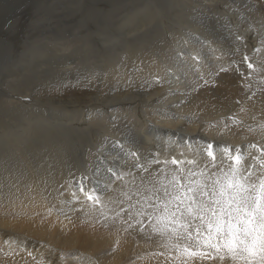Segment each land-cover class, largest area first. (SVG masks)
I'll use <instances>...</instances> for the list:
<instances>
[{
  "label": "bare ground",
  "instance_id": "1",
  "mask_svg": "<svg viewBox=\"0 0 264 264\" xmlns=\"http://www.w3.org/2000/svg\"><path fill=\"white\" fill-rule=\"evenodd\" d=\"M258 147L264 0H0V264H260L161 235L160 184L128 199L178 167L259 185Z\"/></svg>",
  "mask_w": 264,
  "mask_h": 264
},
{
  "label": "snow or ice",
  "instance_id": "2",
  "mask_svg": "<svg viewBox=\"0 0 264 264\" xmlns=\"http://www.w3.org/2000/svg\"><path fill=\"white\" fill-rule=\"evenodd\" d=\"M251 67L252 65L249 64V68ZM212 148V143L206 145L207 155L213 158L214 162L216 157L211 151ZM230 159L231 163L238 165L244 157L241 154H232ZM187 162L196 163L195 160ZM170 163L180 165L184 161L173 158ZM182 174L183 169L178 167L168 179L167 185H164L156 176L151 180L141 178L143 188L137 186V190L128 196V199H131L133 195L143 199L144 203L141 204L137 214H145V207L152 206L148 205L147 201L152 200L153 197L156 201H161L159 195L161 188L157 187V184H160L164 197L168 199L163 203L164 216L157 217V222L162 223L166 217L168 223H164L163 227L156 231L161 235L171 232L172 235L169 239L172 237L188 239V247L184 249V252L188 253L190 258L211 257L224 260L225 256L219 255L220 249L223 247L231 254L232 259L238 256L247 258L243 256L244 253L251 257L260 253V264H264V180L259 185L255 183L245 185L240 182L236 171L233 170L230 176L222 179L217 178L212 180L211 184H206L191 181L190 177L195 175L191 171L187 177H183ZM201 174L203 175V172ZM182 179L188 180V183H183ZM145 192L148 195H145ZM86 195L89 201L99 204L100 197L88 193ZM125 195L128 194L125 193ZM137 203L140 201L138 200ZM174 203L176 204L175 211L170 208V205ZM131 207H135V205H131ZM119 214L117 213V215ZM193 221H199V223L194 224ZM169 223L179 225L184 231L180 232L175 227L169 229ZM193 231L195 236L191 234ZM198 248L210 249L216 255L212 256L211 252L197 251ZM189 249L192 251L189 252Z\"/></svg>",
  "mask_w": 264,
  "mask_h": 264
},
{
  "label": "rangeland",
  "instance_id": "3",
  "mask_svg": "<svg viewBox=\"0 0 264 264\" xmlns=\"http://www.w3.org/2000/svg\"><path fill=\"white\" fill-rule=\"evenodd\" d=\"M259 149L256 151V152H254V153H259V154H264V148L262 149V148H260V147H258ZM262 150V151H261ZM245 154V152L243 153V155ZM250 156L252 155H254L253 153L252 154H249ZM252 156H251V158H252ZM246 159H243V161L242 162H244ZM248 160V159H247ZM241 162V163H242ZM264 164V163H263ZM234 168V167H233ZM233 168H231V169H228V172H226L225 173V175H224V177H226V176H230L231 174H232V171L234 170ZM230 171V172H229ZM239 173L241 174L242 173V171L240 170L239 171ZM239 174V175H240ZM242 175V174H241ZM223 177V178H224ZM242 177V176H241ZM262 178H264V175L262 176ZM246 179H247V181H248V178H244V181H246ZM212 182V181H211ZM211 182L209 183V184H211ZM103 184V185H102ZM99 185V186H98ZM111 186H112V184H110ZM110 185H105V183L101 180V182L100 183H97L96 184V187H95V189L102 195L103 194V192H104V190H107L109 187H111ZM98 187V188H97ZM186 203H187V201H186Z\"/></svg>",
  "mask_w": 264,
  "mask_h": 264
}]
</instances>
